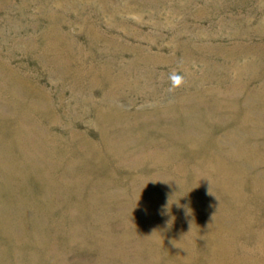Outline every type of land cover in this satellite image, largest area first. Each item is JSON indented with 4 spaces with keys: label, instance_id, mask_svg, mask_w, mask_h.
Segmentation results:
<instances>
[{
    "label": "rangeland",
    "instance_id": "1",
    "mask_svg": "<svg viewBox=\"0 0 264 264\" xmlns=\"http://www.w3.org/2000/svg\"><path fill=\"white\" fill-rule=\"evenodd\" d=\"M0 264H264V0H0Z\"/></svg>",
    "mask_w": 264,
    "mask_h": 264
},
{
    "label": "clouds",
    "instance_id": "2",
    "mask_svg": "<svg viewBox=\"0 0 264 264\" xmlns=\"http://www.w3.org/2000/svg\"><path fill=\"white\" fill-rule=\"evenodd\" d=\"M172 83L175 86H179L181 84V78L179 76H173Z\"/></svg>",
    "mask_w": 264,
    "mask_h": 264
}]
</instances>
